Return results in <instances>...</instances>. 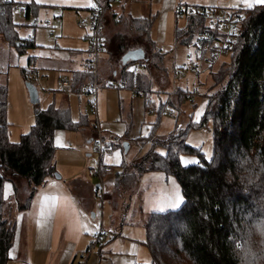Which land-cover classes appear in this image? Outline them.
Here are the masks:
<instances>
[{"label": "trees", "instance_id": "16d2710c", "mask_svg": "<svg viewBox=\"0 0 264 264\" xmlns=\"http://www.w3.org/2000/svg\"><path fill=\"white\" fill-rule=\"evenodd\" d=\"M104 1L94 6H101ZM17 5L13 0H0V39L20 55L36 45L33 39L20 38L16 33L13 13ZM19 6V11L23 10L28 17L32 8ZM109 7L110 3L105 10ZM201 9L215 8L194 5L181 10L185 25L175 30L176 45L190 46L214 31L208 30ZM234 9L241 22L229 47V62L210 72L212 90L203 94L208 100L199 120L193 122L190 115L185 127H175L160 139L154 134L157 116L145 138L150 142L147 152L134 162H121L120 171L113 174V188L117 192L132 189L143 173L153 171L172 177L179 185L181 206L152 212L145 221L144 243L150 264H264V5ZM151 24V18L131 19L129 28L135 43L127 47L143 49L145 60L137 62L142 69L165 74L163 54L149 38ZM127 47L121 46L119 52L123 53ZM120 56L115 55V63L120 62ZM34 59L29 57L26 66L20 69L27 82ZM129 65L120 68L118 81L144 97L146 111L155 112L150 101L151 80L141 71L129 70ZM71 76L73 93L90 91L92 73L74 71ZM112 82L117 84L111 81L110 86H114ZM192 94L195 91L176 88L177 108ZM172 100L169 98L168 104L174 107ZM189 101L193 106V100ZM165 104L158 106L157 114ZM208 121L212 124L213 150L207 160L199 148L187 144L186 136L191 129L201 128ZM80 125L71 121L67 109L36 108L33 125L18 142H11L7 85L0 83V264H6L15 236L13 210L17 213L26 209L35 189L55 175L54 132L77 130ZM118 147L122 148L120 144ZM158 149L164 150V154ZM181 155H195L197 161L183 166ZM6 183L13 188L8 197L4 195ZM21 193L25 195L23 201ZM89 250L90 247L86 253Z\"/></svg>", "mask_w": 264, "mask_h": 264}, {"label": "crops", "instance_id": "0c3cea01", "mask_svg": "<svg viewBox=\"0 0 264 264\" xmlns=\"http://www.w3.org/2000/svg\"><path fill=\"white\" fill-rule=\"evenodd\" d=\"M13 1L17 4L22 3L21 0ZM179 2L183 1L125 0L121 8L111 5L105 10L101 26L104 51L100 53L104 57L98 56L96 72L95 75L92 74L93 81H96L98 74L96 83L104 90L101 92L96 91L95 105L93 107L89 104L91 97L83 93L77 95L71 91V88L68 93L61 91L59 88L60 76L68 77L72 86V72H89L82 68V63H79L74 68L70 64L71 56L75 52H85L86 46L84 48L74 46L46 48L37 45L34 38L29 37L33 39L36 45L35 48L40 50L39 56H30L35 58L29 72V75L35 78L37 85L34 86L37 87L38 85L53 82L57 88L56 91L60 92V96L56 97L55 94H51L52 91L49 92L47 89L48 92L46 93L51 98L50 100L47 98L49 100H47V107L43 109L49 106L56 109H67L71 121L73 123L80 122L81 125L77 130L61 129L54 132V167L55 174H58L59 178L55 176L48 178L42 186L35 189L29 206L16 213L15 236L6 264H79V261L76 263L77 260L93 244L92 238L96 234H99L96 242H99L98 251L97 253L94 252L95 247L92 251L89 250L87 260H90L92 255L95 254L101 261H108V259L104 258V256L108 255L109 257H118L116 258L117 263L119 262L118 264H141L137 263V260L139 257L144 258L146 253L144 249L147 250L150 259L148 249L144 243L145 222L140 221L139 224L141 225H138L133 221L125 223L123 219L120 224H115L113 211L106 206L102 207L99 222L88 215L93 209L91 205L94 200L93 197L99 193L101 195L106 193L105 178L108 175H112L113 184V172L116 168L120 171L119 165L125 161L123 156L127 152H124L122 142H126L128 145L137 144L140 139L147 138L153 127H151L152 123L146 122V116L147 114L152 115L154 112L145 110L144 97L136 94L134 90L128 89L118 81L120 77L119 70L125 66L121 64V56L128 50L141 49L143 51L141 47H127L135 43L132 37L127 36V32L131 31L129 28L131 19H152L149 38L153 42L155 49L163 54L162 66L166 72V66L170 63V59H167L168 55H172L171 67L175 68L180 60V52L175 43V30L178 27L175 9ZM121 29H124L125 33L121 32ZM87 36L86 34L81 39L88 41ZM123 45L127 48L121 53L119 50ZM80 46H82V42H80ZM143 54L144 58L142 60H145L144 51ZM115 55H118V57L121 55L120 62L117 63L116 69L109 71V64H115ZM139 61L127 63L130 64L128 69L141 71L142 74H145L151 80L150 101L154 102L151 96L155 92L153 88L157 87L159 91L163 89V85L167 82V73L163 74L164 80L160 84L152 77V70L154 69H142L137 63ZM49 73H54L55 75L51 76ZM111 81H116L117 84L112 82L114 86H110ZM118 84L120 85L118 86ZM175 89L176 86L173 84L172 92ZM21 97H24L22 91ZM112 97L117 99L118 110L117 113L113 112V115L109 117L106 114L108 110L107 103ZM81 98L86 99L92 116L87 115L85 107L84 111L78 109V114L76 116L73 115L74 101L77 100L79 102ZM112 103L114 108L115 101H112ZM202 103L203 101L199 110L203 107L201 111L203 113L204 104ZM169 112L174 114L172 111L165 110L166 115ZM96 124H98L99 130L95 128ZM22 134L19 135V138ZM97 136L102 137L110 146L113 145L114 147L109 153L101 157L98 155L96 166L102 160L111 166L112 171L106 176L92 177L85 171L90 159L85 160L84 154L86 158L91 157L88 153V151H93L90 148V141ZM118 144L122 148H119ZM125 162L129 163V161ZM147 182L149 184L156 183L158 192L166 196L167 188L170 185L169 177H166L161 172H145L140 176L135 187ZM12 189L10 183L5 184V197L11 195ZM128 191H122V194ZM45 197L49 199L45 201ZM164 204H167V201ZM152 212L156 211H151L150 213ZM85 226L87 230H85ZM138 226L140 227L138 228Z\"/></svg>", "mask_w": 264, "mask_h": 264}, {"label": "rangeland", "instance_id": "374dc122", "mask_svg": "<svg viewBox=\"0 0 264 264\" xmlns=\"http://www.w3.org/2000/svg\"><path fill=\"white\" fill-rule=\"evenodd\" d=\"M102 0H21V4H18L21 8H24L25 5H29L32 10L29 13L28 17L24 15L23 10L15 11L13 13V21L16 24L15 30L20 38H34V41L37 45L44 46L46 48L57 47H78L84 48L86 46V51L74 53L70 58L71 67H76L79 63L84 62L88 59V41L81 39L82 36L88 35L89 30L86 28H78L76 23L80 20H85L87 17L88 10L93 7L96 2ZM125 0H121L117 3H110V6L122 7ZM178 5H181V8L185 6H204V7H213L216 10H231L234 8H248L251 7L248 4H245L243 0H181ZM187 3V4H186ZM177 5V6H178ZM255 5H264V3L255 4ZM176 6V7H177ZM122 25V24H121ZM174 25V24H173ZM177 25L178 27H183L185 25V20L183 16H177ZM121 32H124V29H121ZM125 33V32H124ZM128 37H132V30L127 32ZM82 42V46H80ZM104 45V41L102 38ZM177 49L180 52L177 65L175 66L177 75L174 74V67H171L172 55H168L167 59H170V63L166 66V84L163 85L161 91L157 87L153 89L155 92L151 95L152 100L154 101V110L155 112L152 115L147 114L146 122H150L151 127L154 126V123L159 116L157 125L154 129V134L158 138L162 139L167 137L174 129H182L185 127L186 123L191 119L193 122H197L202 115V109L199 110V107L204 104V109L208 98L204 96L211 92V79L210 72L215 71L217 66L220 64L229 62V54L218 56V60H213L211 62H204L200 59L199 55L196 53L195 46H180L177 45ZM211 49V48H208ZM212 50V49H211ZM39 48L28 49L25 54H18L15 48L10 47L4 42L3 39H0V83H6L7 85V120L9 124V139L12 142H18L19 135L26 133L30 126L34 123V111L36 108L43 109L47 107V102L50 100L51 96L46 92H51L55 96H60V92H57L55 84L48 83L43 85H38L36 87L39 102L31 103L29 101L28 93L25 87L27 81L21 75L20 69L25 67L30 56H39ZM208 51L204 50L202 55L207 56ZM190 56H187V55ZM102 54L99 55V57ZM118 57H116V61ZM116 64H109V71L111 69H116ZM183 66H187L186 69H183ZM193 66L194 69H193ZM53 76L54 73H49ZM152 77L155 81H158L160 84L164 80L163 74L156 70H152ZM53 81V79H52ZM29 82L33 85L35 83V78H29ZM173 84L176 88H181L187 90L188 92L195 91V94H192L189 98L193 100L192 103L189 100H184L177 108V102L175 99L173 90ZM48 89V91H47ZM211 89V90H210ZM97 90L101 92L104 90L101 87H98ZM21 91L24 97H21ZM172 95L170 97V94ZM50 94V95H51ZM204 94V95H203ZM49 98V100L47 99ZM169 98H172L174 107L168 104ZM93 98H90L91 101ZM48 100V101H47ZM112 101H115L114 108ZM117 99L112 97L108 103V110L106 114L111 117L113 112L117 113ZM74 107L72 113L74 116L78 114V109L84 111L87 115H91L89 111V104L86 102L85 98H81L78 102L74 101ZM166 103V104H165ZM88 104V105H87ZM160 104H165V108L160 114H157L156 110ZM87 107H86V106ZM87 108V109H86ZM172 111L174 117L172 118L165 114V110ZM118 116V115H117ZM94 125V124H93ZM139 143L128 145L127 153L123 156L125 161H135L136 159L141 158L149 149L150 142L147 139L139 140ZM186 142L189 146L193 148H199L201 153L204 155L205 159H210L212 157L213 150V136H212V124L211 121H208L206 125L198 129H191L186 136ZM126 143V142H122ZM89 147V145H88ZM161 154H164V150L158 149ZM91 155L90 162L85 167V171L89 169L96 168V161L98 159V154L95 151H88ZM197 161V157L194 155H181L180 162L183 166L190 165ZM118 171V168L115 169L113 173ZM158 172V171H153ZM112 173V174H113ZM170 185L167 188L166 196L158 192L156 183L149 184L142 183L139 186H136L130 189L127 193L122 194V190L113 191L112 184V175H108L105 178V195L100 193L97 196L93 197V203L91 204L93 209L89 212V217L93 218L95 221L100 220V212L103 206H106L113 211V221L115 224H120L121 220L124 219V222L133 221L135 224H139L140 221L145 222L149 213L151 211L156 212H165L168 210L178 209L182 202L183 198L180 192L179 185L172 178L169 177ZM22 182L21 186H24ZM21 189V188H20ZM12 194V193H11ZM24 193L20 194L21 201L24 200ZM177 197L180 199L178 205H176ZM167 201V204H164ZM15 213V214H14ZM13 214L16 215V211ZM12 214V215H13ZM140 226H138L139 228ZM93 246L91 251L95 247V253L98 251L97 240L92 238ZM100 241V240H99ZM91 246V245H90ZM145 250L144 258L139 257L137 263H150V259ZM82 256L79 257L76 263L79 264H118L116 261V256H104L108 261L99 260L96 255H92L91 260L88 259V253L83 252ZM87 260V262H86Z\"/></svg>", "mask_w": 264, "mask_h": 264}, {"label": "built area", "instance_id": "2783aa9c", "mask_svg": "<svg viewBox=\"0 0 264 264\" xmlns=\"http://www.w3.org/2000/svg\"><path fill=\"white\" fill-rule=\"evenodd\" d=\"M119 0H106L101 6H93L88 10L87 17L85 20H80L77 22L79 28H86L89 30L88 33V59L82 62L81 66L84 70L91 72L95 75L96 72V61L100 53L104 51V45L101 38V21L105 11V8L108 3H117ZM178 5L175 9L176 16L181 15V10L183 8ZM18 11L16 7L14 9ZM204 13V19L208 30L213 32H207L199 40L191 44L190 46L196 47V53L201 54L204 50L208 51L207 56L203 57L202 61L211 62L213 60H218L220 54L226 55L229 54V47L234 39V36L239 30V24L241 22V16L236 11V9L231 10H216V9H201ZM189 13H192V9H188ZM211 48V49H208ZM190 56V55H189ZM195 66H193L194 69ZM187 66H183V69H186ZM176 68L174 69V74L177 75ZM100 87L96 81H93V85L90 91L84 92L83 94L93 98L89 101L91 107L95 105L94 98L97 88ZM59 88L63 92H70L71 81L66 76L59 77ZM169 116L174 118V114L168 113ZM95 128L98 129V124L95 125ZM90 148L97 152L101 157L104 154H107L111 151V146L107 143L102 137L97 136L96 138L90 141ZM102 161V160H100ZM98 162L95 169H89L87 171L89 176L92 177H101L102 173H110L112 168L109 164L105 162ZM99 234L95 235V239H98ZM94 244V243H93ZM90 246V250L93 246Z\"/></svg>", "mask_w": 264, "mask_h": 264}, {"label": "water", "instance_id": "95a60500", "mask_svg": "<svg viewBox=\"0 0 264 264\" xmlns=\"http://www.w3.org/2000/svg\"><path fill=\"white\" fill-rule=\"evenodd\" d=\"M143 58L144 54L141 49L128 50L121 56V64L126 65L129 62H136L142 60ZM25 87L28 93L29 101L34 104L37 103L39 99L36 87L30 82L25 83ZM123 148L124 152L126 153L128 144L123 143ZM54 176L59 178L58 174H55Z\"/></svg>", "mask_w": 264, "mask_h": 264}, {"label": "snow or ice", "instance_id": "6c2138e0", "mask_svg": "<svg viewBox=\"0 0 264 264\" xmlns=\"http://www.w3.org/2000/svg\"><path fill=\"white\" fill-rule=\"evenodd\" d=\"M243 2L245 4H248L249 6H255V4L264 3V0H243ZM44 199H45V201H47L49 198L48 197H45ZM179 202H180V199L177 197V199H176V205H178ZM81 215H83V214L81 213ZM85 230H87L86 229V226H85Z\"/></svg>", "mask_w": 264, "mask_h": 264}]
</instances>
